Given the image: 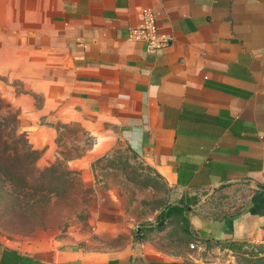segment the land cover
I'll use <instances>...</instances> for the list:
<instances>
[{
  "label": "crops",
  "instance_id": "1",
  "mask_svg": "<svg viewBox=\"0 0 264 264\" xmlns=\"http://www.w3.org/2000/svg\"><path fill=\"white\" fill-rule=\"evenodd\" d=\"M144 10L169 47L128 39ZM0 77L28 134L77 124L195 198L198 244H264V0H0ZM0 264L109 263L0 238Z\"/></svg>",
  "mask_w": 264,
  "mask_h": 264
},
{
  "label": "rangeland",
  "instance_id": "2",
  "mask_svg": "<svg viewBox=\"0 0 264 264\" xmlns=\"http://www.w3.org/2000/svg\"><path fill=\"white\" fill-rule=\"evenodd\" d=\"M0 85L6 91H22L3 77ZM9 95L0 90V118L11 121L6 130L25 135L40 158L29 168L22 159L4 163L11 173L0 176L4 241L47 256L57 250L76 251L109 264H130L132 257L136 264L142 258L155 264H264V244L238 243L223 251L219 242H194L183 227L186 223L189 228L193 213L186 207L195 204V198L170 186L123 143L100 148L95 136L79 125L59 121L49 134H28L23 129L33 123L11 106ZM215 208L202 212L219 215L221 206Z\"/></svg>",
  "mask_w": 264,
  "mask_h": 264
},
{
  "label": "trees",
  "instance_id": "3",
  "mask_svg": "<svg viewBox=\"0 0 264 264\" xmlns=\"http://www.w3.org/2000/svg\"><path fill=\"white\" fill-rule=\"evenodd\" d=\"M1 105H3V102L0 97V109ZM5 107H9V105H4ZM11 121H8L7 118L1 116L0 118V176L4 175L7 177L11 176V173L5 169L4 163L6 160L10 158L23 160V166L25 168L34 167L35 162L40 158V153L36 150L32 149L29 143L27 142L25 135L23 134H16L15 131H7L6 129H9V125ZM9 132V133H8ZM29 166V167H28ZM14 184V183H13ZM17 185L16 183L14 186ZM172 210H177L179 213H184L185 210H183L181 207H174ZM190 222H189V228L188 224L185 223V227H183L184 230H189L190 236L195 238L194 242H197L200 240L197 239L196 234L190 228ZM191 229V231H190ZM187 232V231H186ZM216 244L219 241H214ZM213 241H201V243H208L212 244ZM238 243H245V242H235V241H222L219 242L221 244L222 250H228L230 251L232 247H234ZM246 244V243H245ZM190 247H194V244H190Z\"/></svg>",
  "mask_w": 264,
  "mask_h": 264
},
{
  "label": "built area",
  "instance_id": "4",
  "mask_svg": "<svg viewBox=\"0 0 264 264\" xmlns=\"http://www.w3.org/2000/svg\"><path fill=\"white\" fill-rule=\"evenodd\" d=\"M128 39L143 44L150 53L165 49L172 42V38L161 31L157 18L150 10L142 12L141 24L130 29Z\"/></svg>",
  "mask_w": 264,
  "mask_h": 264
},
{
  "label": "water",
  "instance_id": "5",
  "mask_svg": "<svg viewBox=\"0 0 264 264\" xmlns=\"http://www.w3.org/2000/svg\"><path fill=\"white\" fill-rule=\"evenodd\" d=\"M213 190H215V187L213 188ZM209 197H210V194L208 195V196H206L203 200H202V202L204 203V202H206L208 199H209ZM187 209H191L192 208V206L191 207H186ZM137 238H138V236H137ZM142 260V262H143V264H155V263H151V262H146L145 261V259H141ZM134 262H135V258L134 257H132V259H131V261H130V264H134Z\"/></svg>",
  "mask_w": 264,
  "mask_h": 264
}]
</instances>
